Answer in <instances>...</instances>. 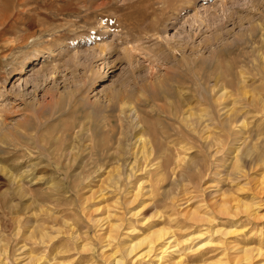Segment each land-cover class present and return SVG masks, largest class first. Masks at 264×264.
Masks as SVG:
<instances>
[{
    "label": "rangeland",
    "instance_id": "374dc122",
    "mask_svg": "<svg viewBox=\"0 0 264 264\" xmlns=\"http://www.w3.org/2000/svg\"><path fill=\"white\" fill-rule=\"evenodd\" d=\"M1 1L0 264H264V0Z\"/></svg>",
    "mask_w": 264,
    "mask_h": 264
},
{
    "label": "bare ground",
    "instance_id": "6f19581e",
    "mask_svg": "<svg viewBox=\"0 0 264 264\" xmlns=\"http://www.w3.org/2000/svg\"><path fill=\"white\" fill-rule=\"evenodd\" d=\"M3 1V0H2ZM1 1V2H2ZM9 2V1H8ZM6 3H7V0H6ZM1 4V3H0ZM5 8H6V6H4ZM3 6H0V11H1V15H0V25H3L6 21H7V19L9 18V15H8V12H10V11H8L7 9H5ZM13 15V14H12ZM153 28H155L154 26H153ZM24 38V37H23ZM20 39H22V38H20ZM245 92V91H244ZM225 96H226V91H223L221 94H219V96L217 95V98H216V100L218 101L219 99H223V98H225ZM132 107H134V106H131L130 107V110H132L133 108ZM132 108V109H131ZM135 108V107H134ZM134 110V109H133ZM188 110V111H187ZM186 111L189 113L188 115H186L185 117H184V119L186 120V122L187 123H189L190 125H192L193 126V123L195 122V123H202V122H200V120L202 119V114H200L199 115V117H198V119L197 118H195L194 119V112H192L191 111V109L189 108V109H187ZM194 111V110H193ZM135 118L137 119V121H136V124L137 125H141L142 126V128H146V126L148 127V123L145 121V120H142V118H140L141 116H140V114L138 113V111L135 109ZM204 114H206V113H204ZM196 115V114H195ZM229 115V114H228ZM140 116V117H139ZM198 116V115H197ZM144 118V117H143ZM135 119V120H136ZM208 125V123L206 122L204 125H203V127H205L206 128V126ZM196 126H197V124H196ZM194 127V126H193ZM202 127V128H203ZM141 128V129H142ZM204 128V129H205ZM143 129V130H144ZM136 138V140H135V145H136V147H135V149L133 150V152H132V155H133V158H134V161H133V163L131 164L132 166H133V164L136 162V161H138L141 157H144V158H150V156L153 154V153H156L155 152V148H156V144H155V142L153 141V140H148L146 137H144V134H139L137 137H135ZM152 157V156H151ZM143 159V158H142ZM146 159V160H147ZM151 159V158H150ZM145 160V159H144ZM135 165V164H134ZM132 166H131V168H132ZM120 166H118V167H116V168H114L116 171H118L120 168H119ZM113 169V170H114ZM131 170V169H130ZM134 170V169H133ZM222 210V209H221ZM227 211V210H226ZM225 211V212H226ZM193 214H194V212H193ZM194 216V215H193ZM195 216L197 217V213L195 214ZM200 216V215H199ZM199 218H202L201 216L199 217ZM192 219H193V217H192ZM196 219V218H195ZM153 236V235H152ZM165 236V232H163V231H154V236H153V238H152V240L150 241V250H152L153 249V247H154V245L156 244V241L158 240V239H161L162 237H164ZM170 242V241H169ZM138 246V245H137ZM136 248V244L135 243H128L127 244V246H126V253L127 254H129L130 252H132V251H134V249ZM254 248V247H253ZM255 249H251V251L252 252H256V253H254V257L257 255V254H261V252L256 248V251H254ZM165 250H163V252H164ZM243 252L245 251H247L246 253L248 254V252H250L249 251V249H243L242 250ZM251 252V253H252ZM256 254V255H255ZM252 255V254H251ZM125 257H126V255L125 254H123L122 256H120V257H118L117 259H115L114 260V264H125L126 262H125ZM137 259V258H136ZM136 259H135V261H136ZM134 261V262H135ZM133 262V263H134ZM163 262L164 261H162L161 262V264H163ZM134 264H140V263H138V261H136ZM254 264V263H253Z\"/></svg>",
    "mask_w": 264,
    "mask_h": 264
}]
</instances>
